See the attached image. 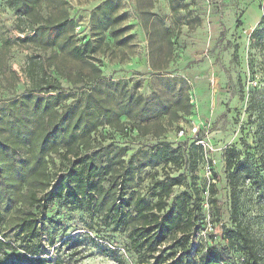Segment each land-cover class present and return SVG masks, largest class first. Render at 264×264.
<instances>
[{"label": "rangeland", "instance_id": "1", "mask_svg": "<svg viewBox=\"0 0 264 264\" xmlns=\"http://www.w3.org/2000/svg\"><path fill=\"white\" fill-rule=\"evenodd\" d=\"M263 3L39 0L19 17L9 0H0V159H6L10 179L8 188L2 185L0 191L5 219L0 231L6 240L16 239V245L31 241L49 264H143L131 248L128 231H114L104 218L110 195L90 209L66 206L61 199L45 210L28 208L21 199L29 189L27 180H32L30 171L41 157L47 161L50 185L44 181L37 192L44 197L66 174L61 158L67 145H74L76 138L87 140L88 133L89 144L78 146L81 153L91 154L102 165L108 152L112 156L124 149L123 159L133 158L135 168L160 141L173 148L182 145L186 154L194 140L203 148L194 152L196 167L185 155L178 166L152 164L139 170L128 192L137 191L154 202V181L165 175L182 177L168 203L182 192L198 191V239H211L202 240L201 246L216 242L212 250L234 261L239 252L229 249L223 238L224 229H234L224 160L225 151L234 148L248 171L238 186V218L256 238L264 264V153L257 142L259 120L256 114L249 117L247 110L253 91L264 87V48L252 49L249 39ZM63 15L66 22L60 28L34 33L39 25L50 26ZM74 46L86 51L83 59L73 58ZM46 79L57 80L61 90L41 91ZM128 94L147 101L146 116H121L116 122ZM87 100L95 113L91 117L84 112ZM105 110L112 115L111 126L102 116ZM67 112L71 125L79 119L75 130L70 131L67 121L56 126ZM192 125H199L195 138L179 137L180 130L188 132ZM25 213L35 216L40 239L16 236ZM204 254L199 248L194 263L199 264Z\"/></svg>", "mask_w": 264, "mask_h": 264}, {"label": "trees", "instance_id": "2", "mask_svg": "<svg viewBox=\"0 0 264 264\" xmlns=\"http://www.w3.org/2000/svg\"><path fill=\"white\" fill-rule=\"evenodd\" d=\"M9 0V6L17 16L28 14L29 10L36 6L39 0ZM59 3H56L58 5ZM61 4V3H60ZM38 5V4H37ZM262 11L261 18L257 28L250 34V47L264 48V3L260 6ZM65 11H63V14ZM64 20V15L58 17L55 21L49 23L50 26H40L34 29L45 31L50 28H60ZM69 22V21H68ZM60 23V24H59ZM59 24V25H57ZM55 25V26H52ZM102 35V31L99 33ZM90 44V43H87ZM91 46V45H89ZM73 58L83 59L84 49L72 47L70 49ZM237 51L235 50V53ZM235 57H237L235 55ZM62 76V74H61ZM68 80V77L65 76ZM93 80H96L95 78ZM44 86L40 90L56 92L61 90L60 83L54 79L42 80ZM59 95L55 99H58ZM124 105L119 113L116 114V122H119L121 116L128 119H141L145 115L143 107L147 106V101H142L140 97L131 94L123 98ZM142 104L137 110L136 107ZM67 108H71L70 105ZM247 110L249 117L256 114L255 119L259 120V138L264 153V87L253 91L248 100ZM91 101L87 100L84 106V112L91 117L95 115ZM68 114V112H67ZM62 116L57 128L63 127L65 121L68 122L70 131L75 130L79 119L71 125L69 123L72 117L68 119L69 114ZM110 111L105 110L102 116L105 117V124L111 126L113 120ZM176 114V111L174 112ZM67 118V119H66ZM93 125L95 122L93 121ZM100 124L102 122L100 121ZM92 131L89 129L88 132ZM87 140L74 141V145H67L66 151L62 154V161L65 163V176L57 183L54 192L47 193L44 197H38L39 187L48 181L50 185V175L48 172V163L43 157L38 160V167L30 171V179L27 180L28 191L22 196V204L33 208L42 207L43 210L48 208L49 203L61 199L66 206L77 209L91 208L94 203L105 195H110L112 202L107 205L103 212L104 218L109 220V224L114 231L124 227L128 231V239L131 248L142 258L143 264H195L194 255L196 251L206 245L201 246L198 239L200 233L199 221H201V205L198 199V191L194 194L182 192L173 197L172 203L168 201L173 194V188L181 184L182 177H170L165 175L161 180H156L152 184V197L154 202L148 201L139 192L130 191L133 185V178L143 168L152 164L163 166H178L184 155L189 158V162L196 167L194 152L203 151L201 146L192 141L186 154L182 153L180 147L173 148L171 143L160 141L154 148L150 156L144 163L139 164L137 168L133 165V158L126 162L122 154L124 149H119L118 154L108 152L106 160L100 165L97 158L91 154L81 153L78 146H87ZM101 159V158H100ZM226 183L230 188V221L234 229H224L223 238L226 239L229 249L237 251L235 259L243 257L245 264H260L262 257L257 248L256 238L252 235L248 227L244 226L238 218L239 195L238 186L247 176L246 162L239 160V154L234 148H229L224 153ZM6 159H0V191L3 185L5 189L10 185V179L7 176ZM193 166V168H194ZM6 172V173H5ZM52 177V176H51ZM107 186L102 183L104 178ZM210 188V187H209ZM213 186H211V189ZM209 190V189H208ZM1 196V193H0ZM193 196L195 199H193ZM98 204V203H97ZM99 210V209H98ZM5 221L0 211V227ZM17 225L19 233L16 236H25V239H40L38 224L35 216L31 213H25ZM2 234L3 232L0 231ZM7 235L2 234L0 238V264H49L47 259L37 250V247L31 241H24V245H16L15 240H6ZM212 244V243H211ZM210 244V245H211ZM216 242L207 248L205 254L199 259V264H220L227 261L223 253L212 250ZM197 247L192 252L194 246ZM21 251V253H19ZM243 253V254H242ZM233 262V261H228Z\"/></svg>", "mask_w": 264, "mask_h": 264}, {"label": "built area", "instance_id": "3", "mask_svg": "<svg viewBox=\"0 0 264 264\" xmlns=\"http://www.w3.org/2000/svg\"><path fill=\"white\" fill-rule=\"evenodd\" d=\"M199 132V125H192L191 126V129H189V131H185V130H180L179 131V137H184L186 136L187 134H189L190 137H193L195 138L196 137V134ZM195 144H200V142H195ZM211 229V228H210ZM201 242L202 240L206 241L207 242H211V239H199ZM206 245V244H205ZM109 248H112L110 245H107ZM197 247L194 246L191 250L192 252L195 250V248ZM204 250L206 251V246H204ZM220 264H245V261H244V258L243 257H239L238 259H236L235 261L233 262H228V261H223L221 262Z\"/></svg>", "mask_w": 264, "mask_h": 264}]
</instances>
